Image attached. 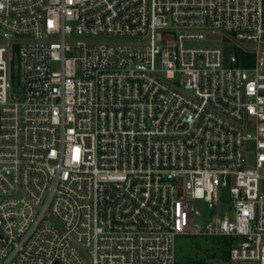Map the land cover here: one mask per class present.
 I'll list each match as a JSON object with an SVG mask.
<instances>
[{
    "label": "built area",
    "instance_id": "built-area-1",
    "mask_svg": "<svg viewBox=\"0 0 264 264\" xmlns=\"http://www.w3.org/2000/svg\"><path fill=\"white\" fill-rule=\"evenodd\" d=\"M262 181L264 0H0V264H264Z\"/></svg>",
    "mask_w": 264,
    "mask_h": 264
},
{
    "label": "trees",
    "instance_id": "trees-1",
    "mask_svg": "<svg viewBox=\"0 0 264 264\" xmlns=\"http://www.w3.org/2000/svg\"><path fill=\"white\" fill-rule=\"evenodd\" d=\"M238 64L251 66L254 63V57L251 53L243 51L238 52ZM184 242H177V259L180 264H210L207 258L216 257L218 251L229 256L233 245L232 239L228 236H200L194 239L193 236Z\"/></svg>",
    "mask_w": 264,
    "mask_h": 264
},
{
    "label": "rangeland",
    "instance_id": "rangeland-1",
    "mask_svg": "<svg viewBox=\"0 0 264 264\" xmlns=\"http://www.w3.org/2000/svg\"><path fill=\"white\" fill-rule=\"evenodd\" d=\"M85 41L88 42H108V43H120V42H131L134 39H124V38H119V37H113L111 39H107L105 37H99V38H81ZM195 44L201 45V46H223L224 45V38L221 32H216V33H206L205 39L200 42H196ZM262 188L264 189V181H262ZM198 205L201 206V209L203 213H209L207 205L203 201H199ZM228 204H225L227 206ZM224 206V207H225ZM222 212V208L220 209ZM189 235H181L178 238V241L184 242L190 237ZM194 239H197L200 236H193ZM208 263L210 264H259L257 261H247V260H230V254L229 256L226 257L225 254H222V250L218 251L216 257H210L206 259ZM199 264V263H196Z\"/></svg>",
    "mask_w": 264,
    "mask_h": 264
}]
</instances>
